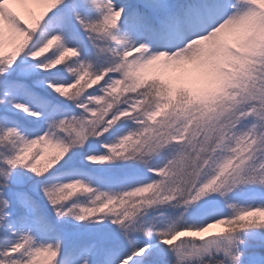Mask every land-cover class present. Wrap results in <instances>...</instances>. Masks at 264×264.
Instances as JSON below:
<instances>
[{
	"label": "snow or ice",
	"instance_id": "snow-or-ice-1",
	"mask_svg": "<svg viewBox=\"0 0 264 264\" xmlns=\"http://www.w3.org/2000/svg\"><path fill=\"white\" fill-rule=\"evenodd\" d=\"M0 264H264V0H0Z\"/></svg>",
	"mask_w": 264,
	"mask_h": 264
}]
</instances>
